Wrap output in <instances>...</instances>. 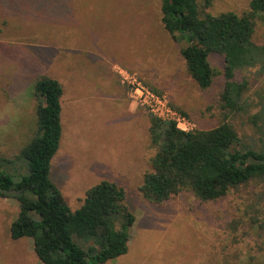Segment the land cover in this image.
<instances>
[{
  "label": "rangeland",
  "instance_id": "obj_1",
  "mask_svg": "<svg viewBox=\"0 0 264 264\" xmlns=\"http://www.w3.org/2000/svg\"><path fill=\"white\" fill-rule=\"evenodd\" d=\"M250 1L214 0L206 13L242 15ZM162 17L161 0H0V156L15 160L36 135L34 85L52 77L64 91L53 183L75 211L91 187L114 182L126 190L136 216L128 253L106 264H264V182L214 202L183 192L156 205L139 191L157 153L151 115L131 102L114 65L168 95L195 131L217 127L224 115V57L209 56L216 76L200 89L181 56L186 44L173 39ZM254 41L264 45L260 21ZM244 79L249 113L228 121L241 146L264 150V122H258L261 130L250 122L264 110V75L259 68L236 73L237 82ZM24 163L3 169L14 174ZM18 215L16 200L0 198V264H42L32 239H11Z\"/></svg>",
  "mask_w": 264,
  "mask_h": 264
},
{
  "label": "trees",
  "instance_id": "obj_2",
  "mask_svg": "<svg viewBox=\"0 0 264 264\" xmlns=\"http://www.w3.org/2000/svg\"><path fill=\"white\" fill-rule=\"evenodd\" d=\"M161 2L162 23L177 43L186 44L181 56L200 89H208L216 76L209 56L224 57L225 87L220 99L224 115L217 127L188 133L151 116V144L157 153L151 159V171L144 175L141 195L156 205L183 192H191L202 202H214L253 181L264 182V150L241 146V138L228 121L249 113L250 83L247 79L237 82L236 73L259 68L264 75V45L254 41L256 24H264V0H251L242 15L217 16L206 13L214 0ZM34 92L39 104L36 135L15 160L0 156V198L14 199L19 205L11 239H32L42 264H106L125 256L136 223L126 190L102 181L86 192L79 209L73 211L67 205L51 179L52 160L63 134V86L41 76ZM250 122L261 130L258 122H264V110L251 116ZM21 162H25L21 172L3 169Z\"/></svg>",
  "mask_w": 264,
  "mask_h": 264
},
{
  "label": "built area",
  "instance_id": "obj_3",
  "mask_svg": "<svg viewBox=\"0 0 264 264\" xmlns=\"http://www.w3.org/2000/svg\"><path fill=\"white\" fill-rule=\"evenodd\" d=\"M121 84L128 90L129 99L151 116L164 122L174 123L182 132L195 131L192 122L171 104L168 95L155 92L137 74L116 68Z\"/></svg>",
  "mask_w": 264,
  "mask_h": 264
},
{
  "label": "crops",
  "instance_id": "obj_4",
  "mask_svg": "<svg viewBox=\"0 0 264 264\" xmlns=\"http://www.w3.org/2000/svg\"><path fill=\"white\" fill-rule=\"evenodd\" d=\"M116 68H120V69H122V70H126V71H128V72H130V73H133V74H137L139 77H140V79L141 80H143L144 82H145V80L142 78V76H140L139 75V73L138 72H136V71H130V70H127L126 68H124V67H120V66H118V65H114V70H115V72H116ZM117 73V72H116ZM118 76H119V74H117ZM119 78H120V76H119ZM121 79V78H120ZM132 102V101H131ZM133 103V102H132ZM133 104H135V103H133ZM136 105V104H135ZM137 106V105H136ZM138 107V106H137ZM140 108V107H139ZM61 121H62V116H61Z\"/></svg>",
  "mask_w": 264,
  "mask_h": 264
}]
</instances>
